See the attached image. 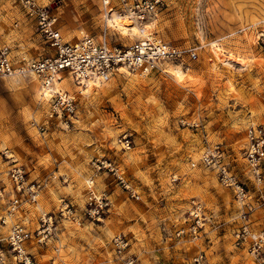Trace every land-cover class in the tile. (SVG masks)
Returning a JSON list of instances; mask_svg holds the SVG:
<instances>
[{"label":"rangeland","instance_id":"rangeland-1","mask_svg":"<svg viewBox=\"0 0 264 264\" xmlns=\"http://www.w3.org/2000/svg\"><path fill=\"white\" fill-rule=\"evenodd\" d=\"M164 3L153 32L186 55L195 51L197 60L186 56L184 63L170 62L148 75L117 74L91 93L77 95L78 110L68 124L51 117L34 75L0 78V220H7L14 198L8 152L30 181L46 182L37 203L11 218L35 231L41 218L53 217V238L31 249L38 264H123L114 244L118 236L128 238L129 252L143 264H254L234 246L239 203L215 171L191 163L207 146L221 145L240 178L256 188L244 153L246 128L264 126V0ZM52 7L65 41L75 42L85 32L101 41L105 23L99 0H60ZM108 34L112 46L135 41L113 28ZM3 45L17 62L50 51L12 2L0 6ZM213 45L233 61H217ZM174 67L183 73L181 81ZM65 80L67 85L59 86L76 91ZM100 162L111 163L139 200L115 173L98 169ZM90 180L95 193L112 202L100 221L84 213ZM63 200L76 220L61 215ZM195 206L206 217L196 233L190 217ZM251 220L257 230L264 229V209ZM6 228L0 223V239L7 236ZM6 264L17 263L9 257Z\"/></svg>","mask_w":264,"mask_h":264},{"label":"built area","instance_id":"built-area-1","mask_svg":"<svg viewBox=\"0 0 264 264\" xmlns=\"http://www.w3.org/2000/svg\"><path fill=\"white\" fill-rule=\"evenodd\" d=\"M57 1L60 0L43 5L38 0H0V6L5 2L14 3L24 17L35 24L37 33L50 49L45 56L17 62L11 48L1 46L0 78H20L30 74L37 77L40 96L49 104L50 115L54 119L67 124L71 122L78 110L77 95L83 94L91 86L96 87V84L109 83L122 68L134 74L148 75L159 70L163 63H184L186 56L192 62L198 58L195 51H189L186 55L184 50L164 41L153 31L148 32V25L165 8L164 0H99L105 23L101 41L85 32L75 42L65 41L62 35L59 18L52 7ZM114 16H120L128 20L131 26H136L140 38L128 45L109 44L107 22ZM261 36L264 37V33ZM65 78L76 91L71 92L59 86ZM246 139L245 160L256 188L249 187L240 178L234 160L230 159L221 145L207 146L191 166L215 171L219 183L232 193L240 205L237 227L233 231L234 246L246 253L254 264H264V229L257 230L251 220L258 209H264V126L249 125ZM125 148H131L129 139H126ZM5 157L12 164L8 175L14 198L9 203L7 215L13 218L25 205L37 203L46 182L30 181L28 173L17 164L12 154L6 152ZM98 169L115 173L132 199L139 200V195L117 175L111 163L100 162ZM87 189L85 216L100 221L111 211L112 202L107 196L95 193L94 180L89 181ZM62 203L61 215L76 220L72 207L64 200ZM190 217L194 221L192 230L196 233L204 225L206 217L200 206L194 207ZM0 223L4 226L6 220L1 219ZM54 231L53 217L41 218L39 228L35 231H30L21 223L12 224L9 236L0 239L1 264H6L9 257L14 258L17 264H38L31 250L33 244L41 247L53 238ZM114 244L122 256L123 264H143L137 255L129 252L128 238L118 236Z\"/></svg>","mask_w":264,"mask_h":264},{"label":"bare ground","instance_id":"bare-ground-1","mask_svg":"<svg viewBox=\"0 0 264 264\" xmlns=\"http://www.w3.org/2000/svg\"><path fill=\"white\" fill-rule=\"evenodd\" d=\"M153 23H154V21L151 24L148 25V29H149L148 32H151V31L154 30ZM107 27L108 28H113L114 30L122 33L123 35H129L131 37L134 35L135 41L138 38H140L138 28L136 26H131V23L128 20L122 19V18H120V16H114L111 19H109V21L107 22ZM212 50H213V54H214V56H215L217 61H219L221 63H224V62L229 61V60L233 61V57L232 56L225 55L224 51L221 48L217 47L216 45H213ZM236 60L238 61V63H240L241 65L244 66V64H245L243 62L244 60L242 61L240 59L234 58V61H236ZM164 65L166 66V65H169V64L168 63H164L162 66H164ZM171 71H172V73L174 74V76L176 77L177 80L181 81L183 79V73L181 72V70L178 67H174ZM122 73L132 74L131 72H129L128 70H126L124 68L120 69L118 74H122ZM135 74H139V73H135ZM139 75H142V74H139ZM33 78L37 79L36 77H33ZM38 83H39V81H38ZM60 84L66 86L67 85L66 80L63 79V81ZM101 85L102 84H96V87H98V86L100 87ZM96 87L91 86L86 92L91 93L93 91V89L96 88ZM86 92H84L83 94H79V96H83ZM43 100H45V99L43 98ZM8 209H9V207H8ZM8 209H7V211H8ZM4 217H6V219H7L6 220V225H9V230L7 231V236L4 237V239H6L9 236V234H10L11 225L12 224L14 225V223H13V221H11V218H9L7 213H6V215ZM1 263H2V260L0 258V264Z\"/></svg>","mask_w":264,"mask_h":264},{"label":"crops","instance_id":"crops-1","mask_svg":"<svg viewBox=\"0 0 264 264\" xmlns=\"http://www.w3.org/2000/svg\"><path fill=\"white\" fill-rule=\"evenodd\" d=\"M132 37H134V35H133ZM6 231H8V228H6ZM0 232H1V231H0Z\"/></svg>","mask_w":264,"mask_h":264}]
</instances>
